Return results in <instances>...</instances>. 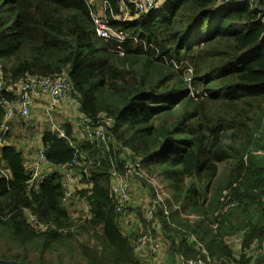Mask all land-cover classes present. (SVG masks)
<instances>
[{"label":"trees","instance_id":"obj_1","mask_svg":"<svg viewBox=\"0 0 264 264\" xmlns=\"http://www.w3.org/2000/svg\"><path fill=\"white\" fill-rule=\"evenodd\" d=\"M103 1L110 4L111 26L128 37L124 57L97 37L87 0H0V85H9L0 90V103L16 101L24 82L65 73L83 118L114 119L109 147L77 143L68 124L66 138L44 132L49 166L70 163L73 142L91 159L77 169L80 179L66 205L60 170L31 183L33 169L8 145V128L0 158V259L51 264L47 255L63 248L56 264H142L133 237L119 226L111 189L112 161L125 154L167 189L170 215L158 209L156 228L143 218L146 234L160 230L172 254L185 260L263 264L264 0L233 6L168 0L125 22L114 18L119 0ZM188 67L197 100L184 81ZM3 117L0 106V126ZM140 181L151 206L157 190ZM85 203L91 217H75ZM27 212L49 229L37 232ZM238 235L237 258L230 241Z\"/></svg>","mask_w":264,"mask_h":264},{"label":"built area","instance_id":"obj_2","mask_svg":"<svg viewBox=\"0 0 264 264\" xmlns=\"http://www.w3.org/2000/svg\"><path fill=\"white\" fill-rule=\"evenodd\" d=\"M250 2L249 0H222L224 5H238L242 3ZM259 1L256 5H258ZM103 13L101 15L91 12L93 24L97 37L111 45V52H114L119 57L125 56V46L128 42V37L123 32L113 28L108 21L106 14L110 9V4L107 1H103ZM159 8L158 0H119L118 12L119 15L114 18L118 21L125 22L133 21L140 18L143 15L152 14ZM257 9V8H256ZM175 68L179 66L174 63ZM193 69L188 67L184 81L190 88L191 97L197 100V95L192 87ZM69 84L65 73L56 74L54 76L43 78L39 81L24 82L19 87V98L13 102H7L3 100L0 106L4 109V122H9L19 116L25 119L30 118L32 107L34 104V98L46 95L51 100V106L54 109L60 107L64 101L69 97ZM83 124L86 130V140L93 147H109L111 145V128L114 125V119L103 116L100 117L99 121L95 124L88 119L83 118ZM8 132V128L4 125L0 126V158L5 142L3 136ZM60 138H66V136L60 134ZM75 154L70 163L59 168L60 172L64 177L63 188L64 196L63 203L66 205L72 199L76 191V186L79 182L78 168L89 164L91 162L90 157L82 155L80 149L75 147ZM45 166H49L47 156L44 149L36 151V161L32 166L33 178L31 183L36 182L42 184L46 180L50 179L52 175H42L40 172ZM0 171L4 173L1 169ZM6 174V173H5ZM127 178H134L140 181V179H147L149 183L153 185L157 190V199H155L152 205L147 209L146 221L148 224H155L157 221V210L160 208L164 209L166 217H169V210L164 206V199L167 193L164 191L163 186L159 183L156 178H151L146 171L142 168L139 160L134 157H128L125 154H120L118 160L112 161L111 167V189L112 193L117 201V213L121 214L122 217L128 216V209L131 205V186L127 181ZM91 192L89 193V195ZM84 212L82 210L75 215L91 217V206L88 203L84 205ZM82 214V215H81ZM27 221L31 227L37 232L44 233L49 228L40 223L39 219L32 214L27 212ZM133 250L136 255L141 254L150 249L151 254L156 255L161 250L160 241L153 239L151 235L141 232L133 239ZM178 264H220L209 257L205 260L198 257L190 260L182 259ZM264 264V263H263Z\"/></svg>","mask_w":264,"mask_h":264},{"label":"crops","instance_id":"obj_3","mask_svg":"<svg viewBox=\"0 0 264 264\" xmlns=\"http://www.w3.org/2000/svg\"><path fill=\"white\" fill-rule=\"evenodd\" d=\"M168 1V0H167ZM250 2L257 3L259 0H249ZM159 6L165 7V0H158ZM167 6V5H166ZM66 109L57 108L54 109L51 106V100L46 95H41L34 98V104L32 107L31 116L28 119L18 117L9 122H4L6 127L9 128V137L7 139L8 145L16 147L26 157V165L30 169L36 161V151L43 148V136L45 131L57 132L62 135H66L64 125H70L73 128L72 139L77 143L86 142L85 139V126L83 124V115L80 112L78 102L75 99H67ZM80 114V116H79ZM4 121V120H3ZM72 140V141H73ZM77 145L75 142H73ZM74 145V146H75ZM77 147V146H75ZM79 149V148H78ZM59 169L51 166H45L41 169L42 175H53L58 172ZM131 186V205L128 209L129 215L126 217H120L119 226L125 236L133 237L144 232L148 225L144 222L146 216V209L150 206L152 197L148 194V191L144 190L141 181L134 178H127ZM147 193V195H146ZM144 195L145 199L142 202H137L136 199L140 195ZM142 212L143 217L140 216ZM144 218V220L142 219ZM158 222L154 224L156 228ZM158 233V229H154ZM160 231L152 238L160 241L161 250L158 254L153 255L150 249L138 254L140 263L142 264H178L183 258L172 254L169 247ZM235 239V240H234ZM242 237L240 235L233 238L230 243L235 251L241 252ZM235 253V257H239Z\"/></svg>","mask_w":264,"mask_h":264},{"label":"rangeland","instance_id":"obj_4","mask_svg":"<svg viewBox=\"0 0 264 264\" xmlns=\"http://www.w3.org/2000/svg\"><path fill=\"white\" fill-rule=\"evenodd\" d=\"M89 3L90 2H92L93 3V7H94V9H97V10H100L101 9V7L103 6V0H87ZM166 5H168V1L167 0H165V3H164V6H166ZM160 7V6H159ZM79 116H80V114H79ZM263 130H264V127H263ZM4 137L5 136H3V139H4ZM158 181H159V183L163 186V188H164V191L166 192L167 191V189H166V186H165V184H163L162 182H161V180L160 179H158V178H156ZM146 188H144V190H145ZM148 189V188H147ZM146 189V190H147ZM145 190V191H146ZM148 191V194H150V196H151V193H150V191H149V189L147 190ZM146 195H147V193H146ZM152 197V196H151ZM145 199V196L144 195H140L137 199H136V201L137 202H142L143 200ZM153 199V198H152ZM83 212H84V208H82V214H83ZM81 214V215H82ZM143 219V218H142ZM191 220H196L195 219V217H192L191 218ZM148 224V223H147ZM152 226V225H151ZM152 227H154V226H152ZM160 232V230H158V233ZM159 236V235H158ZM164 237V236H163ZM166 238V237H165ZM164 238V239H165ZM78 241H79V243H83L84 242V239L83 238H79V239H77ZM235 240V239H234ZM94 243H96V241H94ZM75 245L77 246V243H75ZM63 252H66V250L65 249H60V251L59 252H55V253H52V254H49V256L47 255V259H48V261L51 263V264H56V261H57V259H58V254H61V253H63ZM235 253L237 254V255H239L240 254V252H238V251H235ZM215 261H217V260H215Z\"/></svg>","mask_w":264,"mask_h":264},{"label":"water","instance_id":"obj_5","mask_svg":"<svg viewBox=\"0 0 264 264\" xmlns=\"http://www.w3.org/2000/svg\"><path fill=\"white\" fill-rule=\"evenodd\" d=\"M0 90L3 92H6L9 90V85L6 83H3L0 85ZM46 156L48 157V151H45ZM0 264H28L24 262H19V261H13V260H4L0 259Z\"/></svg>","mask_w":264,"mask_h":264},{"label":"bare ground","instance_id":"obj_6","mask_svg":"<svg viewBox=\"0 0 264 264\" xmlns=\"http://www.w3.org/2000/svg\"><path fill=\"white\" fill-rule=\"evenodd\" d=\"M89 3V2H88ZM89 5H90V7H91V9H92V11L91 12H95L96 14H99V15H101V12H103V9L101 8L100 10H97V9H94V7H93V3L92 2H90L89 3ZM121 32V31H120ZM111 53H113V54H115L114 52H111ZM117 55V54H116ZM69 95V97L67 98V99H70V94H68ZM66 99V100H67ZM85 119V118H84Z\"/></svg>","mask_w":264,"mask_h":264}]
</instances>
